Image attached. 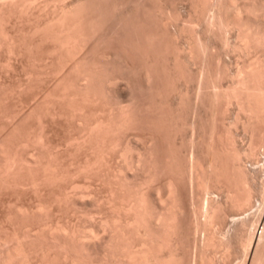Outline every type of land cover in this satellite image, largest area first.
<instances>
[{
  "label": "rangeland",
  "instance_id": "1",
  "mask_svg": "<svg viewBox=\"0 0 264 264\" xmlns=\"http://www.w3.org/2000/svg\"><path fill=\"white\" fill-rule=\"evenodd\" d=\"M204 1L95 0L92 4L97 5L95 7L91 5L92 10H97L99 14L101 12L100 16L104 14L108 16H103L104 18L99 16L103 19L99 18L100 22L97 23L99 25L94 37L89 40L88 46L85 47L87 49L84 50H91L86 59L89 58L90 63L98 59L103 64V69L101 72L94 73L93 86L87 93L85 102L81 97L78 98V95L73 97L74 90L71 88L63 90L66 96L61 94L62 97L69 96L65 100H61L60 97L59 100L55 99L56 95L53 99V96H50V99L45 98L52 92L58 95V90L61 87L55 86H59L63 82L64 78L63 80L61 78L64 74V77H67L66 73L62 71L55 75L45 69L42 72V69L37 70V67L31 69V61L28 60L31 75L29 69L27 71L25 68L29 63L28 56H24L23 53L10 58L11 63L13 62V66L10 64L9 67L11 69L2 66V70L0 66L1 150L5 149L4 145L8 144L6 149H10V153L17 151L19 156L22 155L21 157H28V159L35 158L40 153L39 155L42 157L45 156L42 159L47 160V157L52 154L51 159L54 156L55 162L52 160L54 166H58L56 171H59V174H64H62L63 176L56 174L59 178H55V176L48 178V176H43L44 172L41 169L39 170L36 168L37 166L33 165L30 166L31 168L28 166L21 170H14L15 177L12 173V176L7 177L8 181L6 178V181L2 178L4 182L0 181V247L4 251H0V256L4 252L6 253L9 245L12 248L13 245H16L19 249L25 250L27 244L22 240V237L26 236L27 232H29L28 236L31 233V237H35L36 240L33 242L39 241V236L35 234L38 232L39 222L48 220L47 223L51 224L60 221V223L70 226L79 223V225L85 223L87 225L89 222L95 224L100 217L102 219L115 214L117 210L115 206L125 207L130 198L129 190H131L128 188L130 187L128 182H139L137 180L141 181L146 178L145 175L147 176L148 173L135 166H125L120 171L119 167L123 161L118 150L126 147L129 154L143 151L146 155L150 154L153 157L149 155L154 161L150 163L153 164V167L151 166L153 176L145 184V187L149 188H145V191L148 192L145 193L149 200L152 199L151 202L148 200L151 204L155 203L154 196L157 191L161 192L158 195L163 194L164 185L169 179L172 180L176 191L174 199L176 198L177 207H179V212L176 215L178 226L176 232L178 233H175L172 242L175 254L177 251L175 257H178L175 258V264H257L256 262L264 264V110L259 112L258 110H249V107L254 103L248 102L249 100L244 98V93L237 100L234 98L230 100V96L227 98L225 93L230 91L223 93L227 85L236 80V73L243 66L250 69V65H252L251 70H254L251 74L253 75L252 81L256 82L254 86H258L260 83L262 86H259L264 87V31L262 26L264 0ZM233 5L238 8L235 9L237 12L231 10ZM106 6L110 10L109 12ZM102 10L105 12L103 13ZM230 10L233 15L231 14L229 17ZM234 12L240 16H234L236 14ZM95 13L93 14L96 15ZM261 33L262 35H260ZM151 35L155 38L153 39ZM39 49L42 48L39 47ZM39 53L36 54L39 56V59L36 56L37 61L42 58V56L40 57L42 50ZM2 55H0V62L4 61L2 59L3 57L5 59L6 56ZM45 61L41 64L44 65ZM38 63L40 62H37V65ZM84 80L81 78L80 81L83 83ZM257 81L259 82L257 83ZM57 82L59 84H56ZM250 83L249 85H252V82ZM101 84L103 85L101 86ZM61 90L59 92L63 93ZM70 98L75 100L71 104L78 102L83 110H75L76 112L71 110L74 106L69 107L71 105ZM46 99L49 100V103ZM91 99L93 100L91 101ZM45 101H47L48 107L45 106ZM42 102L44 106L41 109L44 108L45 113L39 115ZM44 111L41 110V112ZM122 113L126 116L128 127L124 126L123 128L122 126L123 129H119V132L116 130V134H113L114 137L111 136V139L119 140L118 148L115 147L116 149L113 150V147L110 151V148L107 149L108 152L99 158L100 164H96L99 167L93 165L95 167H93V171L92 167L82 170L80 167L85 165L84 161H88L89 158L91 160L93 157L92 151H90L93 149L88 146L93 142L90 144V139L88 140L89 144L86 142L88 138L86 130H83L79 125L81 115L86 114L87 116L85 115L83 118L87 117L86 119L92 123L109 120L110 116L112 121L118 122ZM88 121L86 122L89 124ZM28 134L31 135L27 136ZM33 135L41 136L40 138L43 140L40 139V144L37 141L35 143L34 140L37 137L34 138ZM82 135H86L84 137L87 138ZM81 136L82 140H80ZM83 138L85 146L82 143L80 146L79 143L83 141ZM42 142L43 148L41 147ZM77 146L78 148H76ZM92 147L94 148V145ZM234 150L237 151L236 154L238 153L237 157H240L239 159L236 157L235 160L240 164L243 176L234 170L237 165L231 156L232 153L235 154ZM146 151L153 153L148 152L147 154ZM228 151L230 154L227 153ZM20 152L21 154H19ZM31 158L29 160L33 159ZM120 174L126 175L127 180L121 181ZM10 177L12 178L10 179ZM129 177L130 179H128ZM242 179L250 183L248 184ZM157 186L158 189L160 188L159 190ZM78 189L86 198L84 195L81 196L83 198H79ZM72 190L77 192L74 196L77 195V198L81 199L79 203H74L70 199L73 195ZM127 190L128 192H126ZM237 191L239 193L241 191V193L239 194ZM242 198L245 200L244 205L241 203ZM89 200H94L95 204H88ZM42 207H46L45 210L48 213V216L47 213L42 216L44 221L40 220L41 217L40 219L36 217V210ZM84 209L93 211L92 221L86 219L84 215L82 217ZM111 212L113 213L111 214ZM122 212L124 211L122 210ZM121 213L119 214L123 218L129 216ZM25 231L27 232L25 233ZM249 239L253 240L250 241L252 243H249L250 245L247 243ZM5 240L11 244L5 245L6 242L3 243ZM15 241H18L17 244ZM28 242L31 241L28 240ZM28 260L35 264L38 259L33 256Z\"/></svg>",
  "mask_w": 264,
  "mask_h": 264
},
{
  "label": "bare ground",
  "instance_id": "2",
  "mask_svg": "<svg viewBox=\"0 0 264 264\" xmlns=\"http://www.w3.org/2000/svg\"><path fill=\"white\" fill-rule=\"evenodd\" d=\"M95 1V0H94ZM92 0H0V55L3 56L2 54L6 55L5 59L3 57L2 62H0V66L3 70V67H7L6 69H8L10 67L11 63V59L13 58L14 55H19L22 54L24 56H28L27 61H31V69H34L35 67H37L36 69L41 70V72L43 71V69L47 70V72L49 73H54L56 75V73L62 72L64 71L66 73L67 77L64 76L61 78V80H63L62 86H60L59 82H57L56 84H59V86H55L57 88L61 87V90L63 92L64 89H68L71 88L73 90L70 89V91H73L74 93L72 94L73 97H75V95H78V98L81 97L82 100L87 99V93L90 92L93 86V81H94V73L96 72H101V69H103V64L98 61H92L91 63L89 62V58L86 59V57L89 56L88 53L91 52L84 50L87 49L85 47H87V43L90 42L89 40H91V38L94 37L95 31L97 26V23L100 22L99 18L103 17V16H108V15H101V12L99 14V12L97 10H92V3L94 2ZM104 1V0H102ZM157 1V0H156ZM204 1V0H203ZM212 1V0H210ZM230 1V0H229ZM98 2V1H97ZM205 2V1H204ZM207 2V1H206ZM205 2V3H206ZM100 3V2H99ZM104 3V2H103ZM198 3V2H197ZM232 3V2H231ZM96 4V3H94ZM136 4V3H135ZM154 4H156L154 2ZM230 4V3H228ZM97 5V4H96ZM95 5V6H96ZM104 5V4H103ZM108 5V4H107ZM195 5V4H194ZM232 6V4H230ZM94 6V5H93ZM94 6V7H95ZM206 6V5H205ZM229 7V5H227ZM230 6V7H231ZM103 7V6H102ZM101 7V8H102ZM122 7V6H121ZM120 7V8H121ZM228 7H226L228 9ZM261 7V6H260ZM107 8V6H106ZM237 7H235V5H233V7L231 8V10H235ZM242 8V7H241ZM96 9V8H95ZM99 9V8H97ZM108 9V8H107ZM226 9V10H227ZM230 9V8H229ZM238 9V8H237ZM262 9V8H261ZM264 9V8H263ZM101 10V9H100ZM99 10V11H100ZM200 10V9H199ZM229 17L231 16V14L233 13L232 11ZM240 10V9H239ZM238 10L239 13H241ZM96 11V13H95ZM103 13L106 11L102 10ZM110 10L108 9V12ZM112 11V10H111ZM124 11V10H123ZM136 11V10H135ZM138 11V10H137ZM187 11V10H186ZM237 12V10H235ZM250 11V10H249ZM98 12V14H97ZM107 12V11H106ZM150 12V11H149ZM200 12V11H199ZM228 12V13H229ZM234 12V14L236 13ZM93 13H95L96 15H94ZM120 13V12H119ZM206 13V12H205ZM219 13V12H218ZM227 13V12H226ZM121 14V13H120ZM189 14V13H188ZM238 13H236L234 16H236ZM202 15V14H201ZM214 15V14H213ZM233 15V14H232ZM100 16V17H99ZM162 16V15H161ZM232 16V17H234ZM240 16V15H237ZM189 17V16H188ZM104 18V17H103ZM100 18V19H103ZM122 18V17H121ZM165 19V18H164ZM189 19V18H188ZM237 19V18H236ZM256 19V18H255ZM263 19V18H262ZM179 20V19H178ZM103 21V20H102ZM101 21V22H102ZM169 21V20H168ZM188 21V20H187ZM191 21V20H190ZM189 21V22H190ZM176 22V21H174ZM250 22V21H249ZM188 23V22H187ZM134 24V23H133ZM184 24H186L184 22ZM224 24V23H223ZM222 24V25H223ZM187 25V24H186ZM207 25V24H206ZM189 26V25H187ZM227 26V25H226ZM263 31H264V22H263ZM184 27V26H182ZM102 28V27H101ZM126 28V27H125ZM139 28V27H137ZM250 28V27H249ZM248 28V29H249ZM253 28V27H252ZM260 28V27H259ZM189 29V28H188ZM193 29V28H191ZM98 30V29H97ZM187 30V29H186ZM212 30V29H211ZM261 30V28H260ZM157 31V30H156ZM118 32V31H117ZM189 32V31H188ZM210 32V31H209ZM250 33V32H249ZM181 34V33H180ZM241 34V33H240ZM245 34V33H244ZM200 35V34H199ZM262 35V33L260 34ZM117 36V34H116ZM151 37H153L151 35ZM243 37V35H242ZM253 37V36H252ZM263 37V36H262ZM260 37V38H262ZM150 38V37H149ZM155 38V36L153 37V39ZM195 38V36H194ZM255 38V36H254ZM258 38V39H260ZM238 39V38H237ZM241 39V38H239ZM243 39V38H242ZM253 39V38H251ZM152 40V39H151ZM197 40V39H196ZM264 40V39H263ZM227 41V40H226ZM260 41V40H259ZM104 42V41H103ZM152 42V41H151ZM243 42V41H241ZM247 43V42H246ZM256 43V42H254ZM260 43V42H259ZM93 44V43H91ZM153 44V42H152ZM156 44V42H155ZM257 44V43H256ZM151 45V44H150ZM247 45V44H246ZM254 45V44H253ZM259 45V44H258ZM261 45V43H260ZM39 47H41L42 49V55H40V57L42 56V58H40V61H37L39 59V56L36 55L38 54L41 50L39 49ZM99 47V46H98ZM207 47V46H206ZM94 48V46H93ZM146 48V47H144ZM202 48V47H201ZM244 48V47H243ZM92 49V48H91ZM101 49V48H100ZM252 49V48H251ZM39 50V52H38ZM84 50V51H83ZM89 50V49H88ZM93 50V49H92ZM206 50V48H205ZM188 51V50H187ZM190 51V50H189ZM38 52V53H37ZM141 53V52H140ZM244 53V52H243ZM41 54V53H39ZM88 54V55H87ZM104 55V54H103ZM0 56V58H1ZM26 56V57H27ZM36 56L38 59H36ZM96 56V55H95ZM106 56V55H105ZM103 56V57H105ZM19 58L21 56H18ZM100 57V56H99ZM107 57V56H106ZM105 57V58H106ZM16 58V57H15ZM30 58V59H29ZM18 59V58H17ZM24 59V58H23ZM48 62H47V60ZM108 59V58H106ZM113 59V58H112ZM159 59V58H158ZM41 60H46L45 64H43L44 61ZM93 60V59H92ZM259 60V59H258ZM1 61V59H0ZM28 61V62H29ZM38 63L37 65V62ZM88 61V62H87ZM106 61V60H105ZM176 61V60H175ZM36 62V63H35ZM103 62V61H102ZM177 62V61H176ZM250 62V61H249ZM17 63V62H16ZM42 63V64H41ZM105 63V62H104ZM181 63V62H180ZM37 66H36V65ZM41 64V65H40ZM154 64V63H153ZM257 64V63H256ZM187 65V64H186ZM243 65V64H242ZM3 66V67H2ZM13 66V64H12ZM26 66V65H25ZM23 66V67H25ZM30 66V62L28 63V67L26 70L28 71ZM105 66V65H104ZM158 66V65H157ZM252 68V65H250ZM248 66V67H250ZM107 67V66H106ZM254 67V66H253ZM260 67V66H259ZM4 68V69H5ZM17 68V67H16ZM242 68V67H241ZM244 68V69H243ZM242 69H239L236 73V80H233L229 85H227L226 89L223 91V93L225 91H230V92H226L225 94H227V98L230 96V100L234 99H238L241 96H243L244 93V98L247 99L248 102H253V106L249 107V110L251 111H255L258 110L259 111H263L264 110V87L261 88L259 85H261L260 83H258L259 81H257L258 86H254L256 85L255 80L253 83V75L251 68L248 69L247 67L243 66ZM247 70H246V69ZM11 69V68H9ZM14 69V67H13ZM31 69H29V73L31 72ZM117 69V68H116ZM176 69V68H175ZM182 69V68H181ZM260 69V68H259ZM256 69V70H259ZM1 70V72H2ZM15 70V69H14ZM13 70V71H14ZM25 70V69H24ZM228 70V69H227ZM261 70V69H260ZM10 71V70H8ZM34 71V70H33ZM36 71V70H35ZM22 72V71H21ZM63 72V73H64ZM8 73V72H7ZM6 73V74H7ZM10 73V72H9ZM28 73V72H27ZM28 73V74H29ZM44 73V72H43ZM260 73V72H259ZM256 73V74H259ZM262 73V72H261ZM264 73V72H263ZM27 74V75H28ZM149 74V73H148ZM226 74V72H225ZM8 75V74H7ZM32 75V72H31ZM30 75V76H31ZM97 75V74H95ZM125 75V74H124ZM176 75V74H175ZM29 76V77H30ZM98 76V75H97ZM117 76V75H116ZM234 76V75H233ZM27 77V76H26ZM25 77V78H26ZM46 77V76H45ZM56 77V76H53ZM115 77V76H114ZM33 78V76H32ZM67 78V80H66ZM81 78L85 79V82H81ZM97 78V77H96ZM103 78V77H102ZM101 78V79H102ZM148 78V77H147ZM173 78V77H172ZM201 78V77H200ZM222 78V77H221ZM235 78V77H234ZM12 79V78H11ZM30 79V78H29ZM58 79V78H57ZM100 79V81H101ZM108 79V77H107ZM233 79V78H232ZM255 79V78H254ZM10 80V79H9ZM43 80V79H42ZM110 80V79H109ZM119 80V79H118ZM154 80V79H153ZM256 80H261V79H256ZM263 80V78H262ZM12 81V80H11ZM17 81V80H16ZM104 81V80H103ZM108 81V80H106ZM38 82V81H37ZM45 82V81H44ZM99 82V81H97ZM250 82H252V85ZM9 83V82H8ZM32 83V82H31ZM101 83V82H99ZM262 83V82H261ZM95 84V83H94ZM98 84V83H97ZM105 84V83H104ZM110 84V82H109ZM8 85V84H7ZM20 85V84H19ZM27 85V82H26ZM103 84H101L102 86ZM50 86V85H49ZM96 86V85H95ZM262 86V85H261ZM9 87V86H8ZM104 87V86H103ZM102 87V88H103ZM115 87V86H114ZM177 87V86H176ZM258 87V88H255ZM5 88V87H4ZM94 88V87H93ZM100 88V86H99ZM222 88V87H221ZM52 89V88H51ZM50 89V90H51ZM55 89V88H54ZM98 89V88H97ZM96 89V90H97ZM200 89V88H199ZM2 90V89H1ZM39 90V89H38ZM49 90V91H50ZM58 90V96L55 92L53 93H49L45 96V98L47 97L48 99H50V96H53L52 99L55 96V99L59 100L60 98H62L61 100H65L68 97H62L61 94H65L63 96H66V93H61ZM65 91V90H64ZM100 91V89H99ZM68 92V91H67ZM95 93H97L96 91H93ZM94 93V94H95ZM217 93V92H216ZM54 94V95H52ZM71 94V93H70ZM98 94H100L98 92ZM232 96H231V95ZM69 95V94H68ZM114 95V94H112ZM240 95V96H239ZM98 96V95H97ZM181 96V95H180ZM215 96V95H214ZM58 97V98H57ZM60 97V98H59ZM72 97V98H73ZM225 97V96H224ZM1 98V97H0ZM64 98V99H63ZM77 98V97H76ZM75 98V99H76ZM226 98V97H225ZM74 99V98H73ZM94 99V98H93ZM91 99V101L93 100ZM96 99V97H95ZM243 99V98H241ZM240 99V100H241ZM1 100V99H0ZM18 100V99H17ZM28 100V99H27ZM42 100V99H41ZM47 100V99H46ZM68 100V99H67ZM71 102L75 101L72 100L70 98ZM79 100V99H78ZM181 100V99H180ZM226 100V99H225ZM229 99H227V101H230ZM15 101V100H14ZM44 101V100H43ZM49 103V100H47ZM47 101H45L44 103L46 107L47 106ZM244 101V100H243ZM6 102V101H5ZM69 103V101H67ZM90 102V101H89ZM108 102V101H107ZM231 102V101H230ZM240 102V101H239ZM245 102V101H244ZM243 102V103H244ZM43 103V102H42ZM43 104H39L40 107V112L39 115H42V113L44 114V108L41 109L43 106ZM59 103V102H58ZM98 103V102H97ZM242 103V104H243ZM78 105L77 103L71 104L69 107L72 108V105L74 106L71 110H73L74 112L80 111L79 109H81V105ZM88 104V103H87ZM90 104V103H89ZM116 104V103H115ZM216 104V103H215ZM61 105V104H60ZM123 105V104H122ZM229 105V104H228ZM23 106V105H22ZM38 106V104H37ZM36 106V107H37ZM116 106V105H115ZM119 106V105H118ZM183 106V105H182ZM239 106V105H238ZM39 107V106H38ZM68 107V108H69ZM117 107V106H116ZM122 107V106H121ZM178 107V106H177ZM181 107V106H180ZM185 107V106H184ZM34 108V107H33ZM229 108V107H228ZM244 108V107H243ZM246 108V107H245ZM107 109V108H106ZM110 109V108H109ZM123 109V108H121ZM126 109V107H125ZM24 110V109H23ZM39 110V109H38ZM41 110H43L44 112H41ZM83 110V108L81 109ZM119 110V109H118ZM124 110V109H123ZM70 111V110H69ZM114 111V110H113ZM248 111V110H247ZM36 113V111H34ZM83 112V111H82ZM95 112V111H94ZM93 112V113H94ZM109 112V111H106ZM119 112V111H118ZM121 112V111H120ZM119 112V113H120ZM41 113V114H40ZM79 113V112H78ZM77 113V114H78ZM97 113V111H96ZM104 112H102L103 114ZM111 113V112H110ZM117 113V112H116ZM251 113V112H250ZM256 113V112H255ZM30 114V113H29ZM76 114V113H75ZM87 114V113H86ZM85 114V115H86ZM109 114V113H108ZM115 114V112H114ZM214 114V113H213ZM262 114V113H261ZM81 115V114H80ZM84 115V116H85ZM88 115V114H87ZM86 115V116H87ZM104 115V114H103ZM256 115V114H255ZM83 114L81 115V119H80V127H82V129L86 130L85 132L87 133V137H84L86 135H82L84 138H87V143L88 140L90 139L89 143L91 144L93 142V144L88 145L86 143V146L88 145L89 147H91V149H95L96 151L90 150L91 155L94 157L89 158L88 161H84L86 162L85 165L83 167H80L82 170L83 169H87L88 167H92V171H93V167L99 163V158H101L102 154H105V152L107 153L109 149V151L111 150V148L116 149L118 148V143L119 140L116 141L114 140L115 138L111 139V136L115 133L116 134V130H118L117 132H119V129L124 128V126L126 127L127 125V121H126V116L124 113H122L121 118L119 117L118 122L116 121H112L113 119H111L110 117L109 120H99V121H95L94 123L88 121V119H86L87 117H84ZM89 116V115H88ZM96 116V115H95ZM115 116V115H114ZM31 117V116H30ZM41 117V116H40ZM43 117V116H42ZM100 117V115H99ZM249 117V116H248ZM11 118V117H10ZM28 118V117H27ZM32 118V117H31ZM39 118V116H38ZM60 118V117H59ZM77 118V117H76ZM86 119V120H85ZM93 119V118H92ZM96 119V118H95ZM106 119V118H105ZM117 119V118H115ZM114 119V120H115ZM133 119V118H132ZM36 120V119H35ZM172 120V119H171ZM260 120V119H259ZM28 121V120H27ZM39 121V120H38ZM88 121L89 124L86 122ZM130 121V120H129ZM128 121V122H129ZM193 121V120H192ZM12 122V121H11ZM258 122V121H257ZM1 123V122H0ZM20 123V122H19ZM22 123V122H21ZM125 123V124H124ZM130 123V122H129ZM177 123V122H176ZM25 124V123H24ZM23 124V125H24ZM136 124V123H135ZM22 125V124H21ZM154 125V124H153ZM135 126V125H134ZM128 127V126H127ZM21 128V126H20ZM122 128V129H123ZM132 128V127H131ZM184 129V128H183ZM189 129V128H188ZM33 130V129H32ZM43 131V130H42ZM21 132V131H20ZM31 132V131H30ZM33 132V131H32ZM39 132V131H38ZM84 133V132H83ZM11 134V133H10ZM85 134V133H84ZM119 134V133H117ZM152 134V133H151ZM15 135V134H14ZM25 135V133H24ZM31 134H28L27 136H29ZM81 135V134H80ZM82 136L80 138V140H82ZM109 136V137H108ZM120 136V135H119ZM190 136V135H189ZM199 136V135H198ZM7 137V136H6ZM9 137V136H8ZM33 137H37L35 138V143H39L40 142V138L41 136L37 135H33ZM114 137V135H113ZM213 137V136H212ZM13 138V137H12ZM26 138V137H25ZM29 138V137H28ZM33 138V139H34ZM84 138L83 141L80 142L79 140V145L82 146L84 145ZM117 138V137H116ZM223 138V137H222ZM252 138V137H251ZM7 139V138H6ZM22 139L23 136H22ZM10 140V139H9ZM29 140V139H27ZM43 140V139H42ZM41 140V141H42ZM72 140V139H71ZM30 141V140H29ZM37 141V142H36ZM74 141V140H73ZM77 141H75L76 143ZM128 142V141H127ZM142 142V141H141ZM153 142V141H152ZM14 143V142H12ZM69 143V142H68ZM74 143V142H73ZM78 143V142H77ZM82 143V145H81ZM3 144V143H1ZM6 144V142H5ZM21 144V143H20ZM26 144V142L24 143V145ZM28 144V143H27ZM40 144V143H39ZM61 144V143H60ZM71 144V142L69 143ZM120 144V143H119ZM127 144V143H126ZM8 145V144H6ZM6 145H4L5 149L1 150L2 146L0 147V181L4 182L3 179H7V177L14 176V173L16 174V172H13L14 170H21L23 168H27L28 166H33L38 168L39 170L41 169L44 174L43 176H48V178L50 177H54L55 178H59L56 176V174H59V171H56V169L58 170V166L56 165V167L54 166V159L48 153V155H50L49 157H47L48 159H42L44 157H42L41 155H39L40 153H38V156H36L35 158H31L32 160H29L28 157L24 158L18 155V152L15 151H11L10 153V149H6ZM45 145V144H44ZM78 145V144H77ZM94 145V148L92 147ZM21 146V145H20ZM43 146V142L41 147ZM69 146V145H68ZM85 146V145H84ZM126 146V145H125ZM129 146V145H128ZM144 146V145H143ZM149 146V145H148ZM195 146V145H194ZM116 147V148H115ZM121 147V146H120ZM9 148V147H8ZM43 148V147H42ZM78 148V146L76 147ZM193 148V147H192ZM62 149V148H61ZM89 149V148H88ZM152 149V146H151ZM233 149V148H232ZM17 150V149H16ZM25 150V149H24ZM23 150V151H24ZM50 150V149H49ZM48 150V151H49ZM80 150V149H79ZM107 150V151H105ZM192 150V149H191ZM236 150V149H235ZM234 150V153L236 154L237 151ZM3 151V152H1ZM22 151V153H23ZM47 151V152H48ZM119 151V155L122 158L123 164L120 165L119 169L120 171L122 170V168H124L125 166H135L136 168H139L140 170H144L147 173V176L145 175L146 178H143L140 180H137L139 182L136 183H130V186L128 188H131V190H129L130 193V198L128 199V203L125 205V207H121L122 210L124 212H122L120 207H117V210L115 211V214L113 212H111V216L109 217H104L101 219H99V221L95 224L92 223H88L86 225V223L84 225H75V226H70V225H65V223H47V221H44V217H42L43 215H46L47 211L45 208H39V210H36V217H41V221L44 222H39V227H38V232L35 233L36 236H39L40 239H38L39 241H34L36 240L35 237H31V233L30 236L29 232L25 231L26 236L23 235L22 240L24 242H26L27 244V248L25 250H21L19 249V247H17L16 245H13V248L10 247L9 243L7 242V240H5L3 243H5V245H9L7 246L6 249V253H2L4 251V249H1L0 247V251H2L1 256H0V264H33L31 262H29L28 259H30L31 257H37V261L35 262V264H175V251H174V243L173 242V237L174 235H176L175 233L177 231V223H176V215L177 212H179V207H177V203H176V198L174 199V196L176 193L174 186L172 185V180L169 179L166 184L164 185V191L162 192L163 194L158 195L159 193V189L157 186V189L159 191H157L154 197H155V203L151 204V200L148 199V195H147V191H145L147 188L145 187V184L149 182V180H151V176H153V174H151L153 170V164H150L151 162H154L151 160V155L142 152H136V153H132L129 154L128 150L126 149V147H123L121 149L118 150ZM141 151V150H140ZM13 152V153H12ZM39 152V151H38ZM51 152V151H50ZM96 152V153H95ZM104 152V153H103ZM152 152V151H150ZM149 152V153H150ZM252 152V151H251ZM3 153V154H2ZM46 153V152H43ZM97 155H95V154ZM153 153V152H152ZM220 153V152H219ZM229 153V151L227 152ZM21 154V152L19 153ZM94 154V155H93ZM230 154V153H229ZM233 154V153H232ZM232 158L233 160L236 159V157L238 156V153L235 155L233 154ZM151 157H150V156ZM41 156V157H40ZM47 156V155H46ZM104 156V155H103ZM235 156V157H233ZM75 157V156H74ZM175 157V156H174ZM230 157V156H229ZM70 158V157H69ZM153 158V157H152ZM240 158V157H239ZM237 157V159H239ZM88 159V158H87ZM168 159V158H167ZM220 159V158H219ZM54 162H53V161ZM101 160V159H100ZM150 160V161H149ZM154 160V159H153ZM189 160V159H188ZM199 160V159H198ZM232 160V159H231ZM73 161V160H72ZM169 161V159L167 160ZM187 161V160H186ZM217 161V159H216ZM215 161V162H216ZM172 162V161H171ZM226 162V161H225ZM231 162V161H230ZM233 162V161H232ZM236 162V160L234 161ZM233 162V163H234ZM118 163V162H117ZM169 163V162H168ZM174 163V162H173ZM177 163V162H176ZM212 163V161H211ZM58 164V163H57ZM81 164V163H80ZM171 165V163H169ZM188 164V163H187ZM237 164V165H236ZM239 163H235V167L236 169H234L235 171L237 170L238 172H236L239 175H244L242 174L243 171H241L240 168V164ZM94 165V166H93ZM98 165V164H97ZM96 167H99L97 166ZM163 165V164H162ZM169 165V167H171ZM175 165V164H174ZM82 166V165H81ZM152 166V167H151ZM194 166V164H193ZM197 166V165H196ZM32 167V168H34ZM55 167V168H54ZM86 167V168H85ZM211 167V166H210ZM31 168V167H30ZM35 168V169H36ZM95 168V167H94ZM104 168V167H103ZM194 168V167H193ZM215 168V167H214ZM225 168V167H224ZM233 168V167H232ZM37 169V170H38ZM132 169V168H131ZM216 169V168H215ZM219 169V167H218ZM227 169V168H226ZM243 169V168H242ZM77 170V169H76ZM88 170V169H87ZM86 170V171H87ZM90 170V169H89ZM96 170V169H95ZM176 170V168H175ZM217 170V169H216ZM244 170V169H243ZM248 170V169H247ZM40 171V172H42ZM85 171V170H84ZM234 171V172H235ZM246 171V170H245ZM66 172V171H64ZM83 172V171H82ZM97 172V171H96ZM115 172V171H114ZM134 172V171H133ZM205 172V171H204ZM220 172V171H219ZM37 173V172H36ZM62 173V172H61ZM132 173V172H131ZM150 173V174H149ZM191 173V172H190ZM11 174V175H10ZM19 174V173H18ZM63 174V173H62ZM62 174H59L60 176H63ZM71 174V173H70ZM136 174V173H135ZM145 174V173H144ZM156 174V173H155ZM169 174V173H168ZM174 174V173H173ZM248 174V173H247ZM121 175V174H120ZM132 175V174H131ZM249 175V174H248ZM81 176V175H80ZM122 176V175H121ZM129 176V175H128ZM217 176V175H216ZM15 177V176H14ZM13 177V178H14ZM127 176L123 174V176L121 177V181L123 180H127L126 178ZM140 177V176H139ZM229 177V176H228ZM241 177V176H240ZM3 178V179H2ZM12 177H10L11 179ZM40 178V177H39ZM45 178V177H44ZM43 178V179H44ZM47 178V177H46ZM67 178V177H66ZM120 178V176H119ZM149 178V179H148ZM242 178V177H241ZM2 179V180H1ZM5 179V181H6ZM9 179V178H8ZM7 179V181H8ZM54 179V178H53ZM130 179V177L128 178ZM154 179V178H153ZM245 179V178H244ZM242 179L244 182H246V180ZM247 179V178H246ZM117 180V179H116ZM219 180V179H218ZM53 181V180H51ZM133 181V180H132ZM231 181V180H230ZM250 181V180H249ZM46 182V180H45ZM50 182V181H49ZM48 182V184H49ZM67 182V181H66ZM126 182V181H125ZM154 182V181H153ZM242 182V181H241ZM55 183V182H54ZM246 183H250V182H246ZM3 184V183H2ZM174 184V182H173ZM215 184V183H214ZM240 184V182H239ZM7 185V184H6ZM245 185V183H244ZM46 186V185H45ZM53 186V185H52ZM111 186V185H110ZM109 186V187H110ZM116 186V185H115ZM121 186V185H120ZM220 186V185H219ZM238 186V185H237ZM248 186V185H247ZM40 187V186H39ZM51 187V186H50ZM73 187V186H72ZM71 187V188H72ZM77 189V186H75ZM177 187V186H176ZM216 187V186H215ZM1 188V187H0ZM36 188V187H35ZM74 188V187H73ZM123 188V185H122ZM125 188V186H124ZM146 188V189H145ZM244 188V187H243ZM82 189V188H81ZM80 189V190H81ZM86 189V188H85ZM91 189V188H90ZM149 189V188H148ZM151 189V188H150ZM239 189V188H238ZM249 189V187H248ZM75 191V189H73ZM72 190V192H73ZM84 190V189H83ZM112 190V189H111ZM162 190V189H161ZM243 190V189H242ZM68 191V190H67ZM66 191V193H67ZM77 191V190H76ZM79 191V189H78ZM86 191V190H85ZM212 191V190H211ZM1 192V191H0ZM44 192V191H43ZM87 192V191H86ZM84 192V193H86ZM114 192V191H113ZM128 192V190L126 191ZM147 192V193H145ZM238 192V191H237ZM246 192V191H245ZM243 192V193H245ZM69 193V192H68ZM77 192H73L71 195L72 197L70 199H72V201L74 203H79L81 201V199L79 198H83L81 197L82 195H84L82 193V191L79 195V198H77L78 196L74 194ZM112 193V192H111ZM120 193V192H119ZM122 193V192H121ZM124 193V192H123ZM161 193V192H160ZM159 193V194H160ZM239 193V192H238ZM241 193V191H240ZM239 193V194H240ZM249 193V192H247ZM71 194V193H70ZM114 195V194H113ZM112 195V196H113ZM244 196V194H242ZM64 196V195H63ZM67 196L69 197V195L67 194ZM66 196V197H67ZM85 196V195H84ZM116 196V194H115ZM113 196V197H115ZM150 196V195H149ZM235 196V195H234ZM248 196V194H247ZM251 196V195H249ZM61 197V196H60ZM65 197V198H66ZM67 197V198H68ZM207 197V196H206ZM236 197V196H235ZM240 197V196H239ZM246 197V196H245ZM56 198V197H55ZM64 198V197H63ZM86 198V196H85ZM119 198V197H118ZM123 198V197H121ZM179 198V197H178ZM241 198V197H240ZM244 198V197H243ZM241 200L242 205H244L243 203H245V200ZM248 198V197H246ZM245 198V199H246ZM236 199V198H235ZM250 199V198H249ZM80 200V201H79ZM150 202H149V201ZM98 201V200H97ZM120 201V200H119ZM178 201V200H177ZM244 201V202H242ZM247 201V200H246ZM181 202V199H180ZM216 202V201H215ZM240 202V201H238ZM110 203V202H109ZM235 203V202H234ZM56 204V203H55ZM60 204V203H59ZM88 204L90 205H94V200H89ZM104 204V203H103ZM111 204V203H110ZM240 204V203H239ZM249 204V203H247ZM38 205V204H37ZM40 205V204H39ZM43 205V204H42ZM98 205V204H96ZM238 205V204H237ZM110 206V205H109ZM113 206V205H112ZM217 206V205H216ZM39 207V206H38ZM41 207V206H40ZM87 207V206H86ZM97 207V206H96ZM102 207V206H101ZM208 207V206H207ZM235 207V206H234ZM240 207V206H239ZM114 208V207H113ZM120 208V210L118 211V209ZM178 208V209H177ZM205 208V207H204ZM208 209V208H206ZM214 209V208H213ZM19 210V209H18ZM209 210V209H208ZM217 210V209H216ZM205 211V210H203ZM121 213L123 215V213H125L126 215L128 214L129 216H124V218L119 214ZM181 212V211H180ZM215 212V211H214ZM20 213V212H19ZM52 214V213H51ZM211 214V213H210ZM209 214V216H211ZM86 218V219H90L92 221L93 218V211L90 210H82V217ZM105 215V214H104ZM107 215V214H106ZM213 215V214H212ZM48 216V213H47ZM43 218V220H42ZM97 218V217H96ZM233 218V217H232ZM98 219V218H97ZM178 219V218H177ZM215 219V218H214ZM34 220V219H33ZM36 220V219H35ZM96 220V219H95ZM52 221V220H51ZM84 221V220H83ZM82 221V223H83ZM88 221V220H86ZM208 221V220H207ZM212 221L214 222V220L212 219ZM85 222V221H84ZM180 222V221H179ZM78 223V222H77ZM181 223V222H180ZM212 223V222H211ZM29 224V223H28ZM207 224V223H206ZM210 224V223H209ZM180 226V225H179ZM264 226V225H263ZM207 227V226H206ZM29 229V228H28ZM24 232V231H23ZM24 233V234H25ZM34 234V233H33ZM27 237V238H26ZM30 237V238H29ZM26 238V239H25ZM34 238V239H32ZM6 239V238H5ZM247 239V238H245ZM28 240H30L31 242H28ZM175 240V238H174ZM250 241H253L251 239H249L247 241L248 245L252 244ZM16 242V241H15ZM14 242V243H15ZM18 242V241H17ZM16 242V244H17ZM38 243V244H37ZM250 243V244H249ZM258 243V242H255ZM25 244V243H24ZM11 245V246H12ZM20 245V244H18ZM257 245V244H255ZM1 246V244H0ZM16 249H15V247ZM258 246V245H257ZM256 247V246H255ZM257 248V247H256ZM177 249V247H176ZM259 251V250H258ZM247 253V252H246ZM254 254V251L252 252ZM33 255V256H32ZM181 258V256H180ZM176 262H178L176 260ZM251 262V261H250ZM258 264V262H256ZM194 264V263H193Z\"/></svg>",
  "mask_w": 264,
  "mask_h": 264
}]
</instances>
